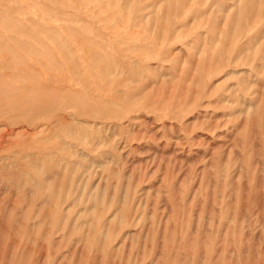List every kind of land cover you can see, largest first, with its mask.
<instances>
[{"label": "rangeland", "instance_id": "rangeland-1", "mask_svg": "<svg viewBox=\"0 0 264 264\" xmlns=\"http://www.w3.org/2000/svg\"><path fill=\"white\" fill-rule=\"evenodd\" d=\"M0 264H264V0H0Z\"/></svg>", "mask_w": 264, "mask_h": 264}]
</instances>
